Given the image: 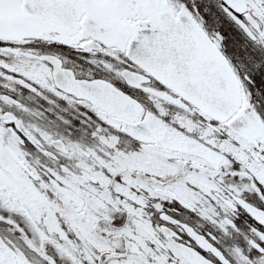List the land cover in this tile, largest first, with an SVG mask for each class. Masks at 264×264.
Masks as SVG:
<instances>
[{"label":"snow or ice","instance_id":"snow-or-ice-1","mask_svg":"<svg viewBox=\"0 0 264 264\" xmlns=\"http://www.w3.org/2000/svg\"><path fill=\"white\" fill-rule=\"evenodd\" d=\"M0 264H264V0H0Z\"/></svg>","mask_w":264,"mask_h":264}]
</instances>
